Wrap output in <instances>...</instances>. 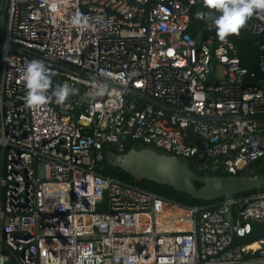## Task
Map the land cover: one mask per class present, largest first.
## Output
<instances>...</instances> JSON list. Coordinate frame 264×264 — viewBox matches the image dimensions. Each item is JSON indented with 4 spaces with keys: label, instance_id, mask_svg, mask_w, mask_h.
I'll return each mask as SVG.
<instances>
[{
    "label": "built area",
    "instance_id": "2783aa9c",
    "mask_svg": "<svg viewBox=\"0 0 264 264\" xmlns=\"http://www.w3.org/2000/svg\"><path fill=\"white\" fill-rule=\"evenodd\" d=\"M3 1L0 264H264V237L226 247L225 218L248 233L264 190L182 204L97 170L129 139L197 173L264 177V14L242 28L260 35L255 73L231 41L187 32L195 0ZM34 58L78 93L27 107Z\"/></svg>",
    "mask_w": 264,
    "mask_h": 264
},
{
    "label": "water",
    "instance_id": "95a60500",
    "mask_svg": "<svg viewBox=\"0 0 264 264\" xmlns=\"http://www.w3.org/2000/svg\"><path fill=\"white\" fill-rule=\"evenodd\" d=\"M204 37V35H202ZM114 143V142H112ZM127 147L123 152L111 148L103 150V161L111 167H117L128 174L158 184L172 187L197 199H216L230 197L240 191L250 190L264 185V177L254 176V171L238 174H202L191 169L184 160L173 154L156 151L147 146H131L129 139L123 141ZM195 182L199 184L196 185ZM228 221L230 240L226 247H233L255 238L264 237V217L250 219V230L244 235H235L231 229L233 218L230 205L225 213Z\"/></svg>",
    "mask_w": 264,
    "mask_h": 264
},
{
    "label": "clouds",
    "instance_id": "9594fccd",
    "mask_svg": "<svg viewBox=\"0 0 264 264\" xmlns=\"http://www.w3.org/2000/svg\"><path fill=\"white\" fill-rule=\"evenodd\" d=\"M207 12L196 13L198 19L209 23L215 28L217 36L226 40L229 35H239L254 13L264 14V0H203ZM218 13V15H214ZM79 23V18L73 21ZM55 72L42 59L34 58L25 62L21 79L26 88L25 104L29 108H39L49 101V92L58 104H63L69 96L78 93V89L67 83L53 86L52 77ZM98 94H102V91Z\"/></svg>",
    "mask_w": 264,
    "mask_h": 264
},
{
    "label": "trees",
    "instance_id": "16d2710c",
    "mask_svg": "<svg viewBox=\"0 0 264 264\" xmlns=\"http://www.w3.org/2000/svg\"><path fill=\"white\" fill-rule=\"evenodd\" d=\"M199 11L207 12L208 9H206L203 5V0H195V2L190 6L189 9V23L187 27V32L195 36L197 34L201 35H211L216 39H219L217 36L215 28H209V23L206 22L203 19H198L196 17V13ZM214 15H218V13H214ZM5 20V16H4ZM4 26V21L2 24V27L0 28V37L2 33V29ZM260 38V35L250 33L249 31H246L244 29H241L239 32V35H229L226 39L231 41L235 48L237 56L239 57L240 64L250 72H257V54L259 51L258 43L256 42ZM53 82V86H54ZM254 166H257L258 172L264 176V156L258 158L253 162ZM100 173L105 175H110L113 177H116L120 180L132 182L142 188L151 190L165 198L175 200L182 204H201L205 203L207 201H211V199H197L194 197H191L181 191H176L172 187L164 184H158L146 179L138 178L135 175H131L126 173L125 171L117 168V167H111L107 163H105L103 160L100 162V168L97 169ZM196 185H198V182H195ZM264 190V185L256 187L255 189H250L249 191L253 190ZM246 191H240L237 193H243ZM221 198V197H219ZM216 198V199H219ZM215 200V199H213Z\"/></svg>",
    "mask_w": 264,
    "mask_h": 264
},
{
    "label": "rangeland",
    "instance_id": "374dc122",
    "mask_svg": "<svg viewBox=\"0 0 264 264\" xmlns=\"http://www.w3.org/2000/svg\"><path fill=\"white\" fill-rule=\"evenodd\" d=\"M3 21H4V1L0 0V28L2 27ZM133 146L139 147L141 145L137 142H133ZM252 189H255V188H252Z\"/></svg>",
    "mask_w": 264,
    "mask_h": 264
}]
</instances>
